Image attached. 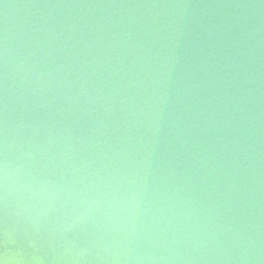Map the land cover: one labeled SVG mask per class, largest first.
<instances>
[{
    "label": "clouds",
    "instance_id": "obj_1",
    "mask_svg": "<svg viewBox=\"0 0 264 264\" xmlns=\"http://www.w3.org/2000/svg\"><path fill=\"white\" fill-rule=\"evenodd\" d=\"M0 264H264V0H0Z\"/></svg>",
    "mask_w": 264,
    "mask_h": 264
}]
</instances>
